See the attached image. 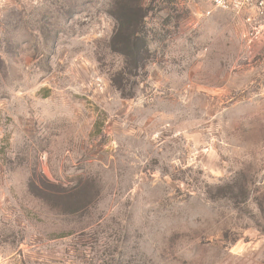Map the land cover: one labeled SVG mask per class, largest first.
<instances>
[{"label": "rangeland", "instance_id": "374dc122", "mask_svg": "<svg viewBox=\"0 0 264 264\" xmlns=\"http://www.w3.org/2000/svg\"><path fill=\"white\" fill-rule=\"evenodd\" d=\"M252 21L213 0H0V264H264Z\"/></svg>", "mask_w": 264, "mask_h": 264}, {"label": "built area", "instance_id": "2783aa9c", "mask_svg": "<svg viewBox=\"0 0 264 264\" xmlns=\"http://www.w3.org/2000/svg\"><path fill=\"white\" fill-rule=\"evenodd\" d=\"M213 2L219 8L244 14L249 22H253L252 19L264 18V0H213ZM253 28L257 30V26Z\"/></svg>", "mask_w": 264, "mask_h": 264}, {"label": "trees", "instance_id": "16d2710c", "mask_svg": "<svg viewBox=\"0 0 264 264\" xmlns=\"http://www.w3.org/2000/svg\"><path fill=\"white\" fill-rule=\"evenodd\" d=\"M142 18L140 17V15H138V13L134 12V10H129V12H125L123 13L120 17L118 16L117 18V22H118V27L120 30V34L121 31H123L124 28H126L127 30H130L129 28H134L132 22L136 21V24L138 22H141ZM120 36V35H119ZM118 36V38H119ZM130 47L132 48V46L130 45Z\"/></svg>", "mask_w": 264, "mask_h": 264}]
</instances>
